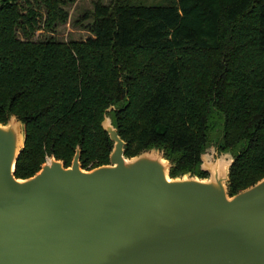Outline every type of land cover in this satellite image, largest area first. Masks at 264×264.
<instances>
[{"label": "trees", "instance_id": "trees-1", "mask_svg": "<svg viewBox=\"0 0 264 264\" xmlns=\"http://www.w3.org/2000/svg\"><path fill=\"white\" fill-rule=\"evenodd\" d=\"M67 4L0 0V122L27 128L17 178L52 155L70 166L78 146L84 169L109 164L106 114L126 156L164 150L172 176H208L214 144L236 156L231 195L264 177V0L97 1L86 41H32L42 18L68 21Z\"/></svg>", "mask_w": 264, "mask_h": 264}, {"label": "water", "instance_id": "water-1", "mask_svg": "<svg viewBox=\"0 0 264 264\" xmlns=\"http://www.w3.org/2000/svg\"><path fill=\"white\" fill-rule=\"evenodd\" d=\"M102 127L109 164L84 169L78 146L22 179L26 125L0 122V264H264V177L231 195L232 151L211 144L208 176H172L164 150L128 157L107 114Z\"/></svg>", "mask_w": 264, "mask_h": 264}, {"label": "rangeland", "instance_id": "rangeland-1", "mask_svg": "<svg viewBox=\"0 0 264 264\" xmlns=\"http://www.w3.org/2000/svg\"><path fill=\"white\" fill-rule=\"evenodd\" d=\"M68 4L65 9L69 13L68 21L59 24L54 31L47 30L44 27L45 17L39 21V28L32 34V41L57 40L59 42L86 41L92 37L90 26L93 23L94 4L102 1L104 4H112L114 0H67ZM33 3V0H31ZM33 8L39 10L42 14H46L45 7L33 5ZM21 39L25 37L19 33ZM29 39V40H30ZM48 159V158H47Z\"/></svg>", "mask_w": 264, "mask_h": 264}]
</instances>
